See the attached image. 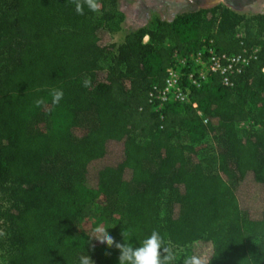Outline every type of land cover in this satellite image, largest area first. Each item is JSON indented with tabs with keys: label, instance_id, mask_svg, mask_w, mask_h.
Instances as JSON below:
<instances>
[{
	"label": "trees",
	"instance_id": "obj_1",
	"mask_svg": "<svg viewBox=\"0 0 264 264\" xmlns=\"http://www.w3.org/2000/svg\"><path fill=\"white\" fill-rule=\"evenodd\" d=\"M117 1L95 0L91 11L87 0H0V264H75L88 248L75 223L108 196L123 221L108 231L114 242L103 244L102 264H119L117 244L137 247L153 230L165 238L162 257L164 247L185 248L206 264H264V13L218 3L115 43ZM210 42L229 54L256 47L257 59L233 86L210 73L191 89L196 108L155 110L148 93L163 84L174 51ZM57 90L64 95L53 103ZM43 111L44 129L33 132ZM87 112L95 125L77 136ZM208 136L218 148L199 156ZM65 156L74 180L44 169Z\"/></svg>",
	"mask_w": 264,
	"mask_h": 264
},
{
	"label": "rangeland",
	"instance_id": "obj_2",
	"mask_svg": "<svg viewBox=\"0 0 264 264\" xmlns=\"http://www.w3.org/2000/svg\"><path fill=\"white\" fill-rule=\"evenodd\" d=\"M218 3L227 4L244 16L264 13V0H118L115 16L108 25L112 42L120 43L127 33L149 25L158 18L170 20L178 12L209 7ZM143 40L147 41V36ZM44 112L31 123L33 132L44 129ZM95 122L93 112L79 116L77 136L85 134L95 125ZM246 127L247 125L240 124V128ZM217 148L218 145L211 136L195 147L199 156H210L216 152ZM71 162L68 156L51 157L44 162V169L57 172L64 180L67 178L74 180L77 174ZM146 164L153 168L156 160L151 156ZM208 170H212V166L208 167ZM122 210V205L115 197H102L95 203L89 217L80 218L75 223V231L88 238V248L85 252L92 257L94 264H102L104 256L103 244H100L93 234L94 228L96 226L103 228L107 225L109 226L107 231L113 230L123 221ZM173 252H179L174 264H184L185 258L189 257L185 248H174Z\"/></svg>",
	"mask_w": 264,
	"mask_h": 264
},
{
	"label": "built area",
	"instance_id": "obj_3",
	"mask_svg": "<svg viewBox=\"0 0 264 264\" xmlns=\"http://www.w3.org/2000/svg\"><path fill=\"white\" fill-rule=\"evenodd\" d=\"M241 36L242 32L236 33L237 38L240 39ZM240 43H243L241 39ZM257 52L258 48L252 47L243 48L237 54L220 53L212 46L211 42L188 55L178 54L174 51V64L166 69L162 85L151 86L148 103L155 110H160L165 102L191 104L196 108L197 103L191 99L193 87H199L204 83L210 73L219 74L223 85L233 86L232 77L241 74L252 61L256 60ZM199 114L201 113L199 112ZM203 122L206 123L207 120L204 119Z\"/></svg>",
	"mask_w": 264,
	"mask_h": 264
},
{
	"label": "clouds",
	"instance_id": "obj_4",
	"mask_svg": "<svg viewBox=\"0 0 264 264\" xmlns=\"http://www.w3.org/2000/svg\"><path fill=\"white\" fill-rule=\"evenodd\" d=\"M87 6L91 11H96L98 9L95 0H87ZM75 10L78 14H83L84 7L82 4L77 3ZM85 83L87 84V81ZM63 95L64 93L62 90H57L53 96V103H59ZM108 227L107 225L103 228L101 226H96L93 230V234L100 244L111 246L114 241L113 237L107 231ZM129 235H131V231L125 234V241H127V236ZM165 243L163 235L159 231L153 230L140 240V244L137 247H133L127 242L117 244V247L120 249L119 264H174L179 252L174 253L170 247H164L163 250L167 255L162 257L160 249ZM75 264H94V261L90 255L82 251L76 256ZM184 264H206V259L186 257Z\"/></svg>",
	"mask_w": 264,
	"mask_h": 264
}]
</instances>
